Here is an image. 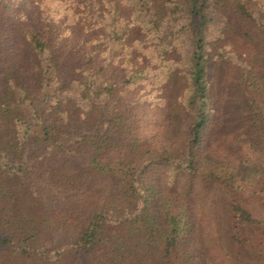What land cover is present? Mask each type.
I'll return each instance as SVG.
<instances>
[{"label":"trees","instance_id":"trees-1","mask_svg":"<svg viewBox=\"0 0 264 264\" xmlns=\"http://www.w3.org/2000/svg\"><path fill=\"white\" fill-rule=\"evenodd\" d=\"M0 264H264V0H0Z\"/></svg>","mask_w":264,"mask_h":264}]
</instances>
